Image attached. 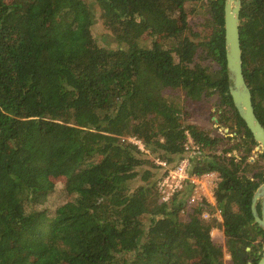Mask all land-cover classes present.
I'll use <instances>...</instances> for the list:
<instances>
[{"label": "trees", "instance_id": "16d2710c", "mask_svg": "<svg viewBox=\"0 0 264 264\" xmlns=\"http://www.w3.org/2000/svg\"><path fill=\"white\" fill-rule=\"evenodd\" d=\"M224 5L0 0V264H226V252L229 264L258 262L264 229L251 205L264 151L251 161L257 141L229 90ZM96 10L118 46L94 35ZM240 41L264 125V0H243ZM213 94L237 134L188 121L185 107ZM189 137L191 172H219L221 220L187 203L191 186L161 201L158 181Z\"/></svg>", "mask_w": 264, "mask_h": 264}, {"label": "water", "instance_id": "95a60500", "mask_svg": "<svg viewBox=\"0 0 264 264\" xmlns=\"http://www.w3.org/2000/svg\"><path fill=\"white\" fill-rule=\"evenodd\" d=\"M242 5L243 0H225L224 5L226 59L230 79L229 90L236 109L257 141L255 148H260L264 151V125L255 112L253 95L245 78L243 68V54L240 41V14ZM260 200L261 214L258 211V202ZM251 209L255 221L264 229V182L254 192ZM248 264L253 263L250 261ZM256 264H264V245L261 257Z\"/></svg>", "mask_w": 264, "mask_h": 264}, {"label": "rangeland", "instance_id": "374dc122", "mask_svg": "<svg viewBox=\"0 0 264 264\" xmlns=\"http://www.w3.org/2000/svg\"><path fill=\"white\" fill-rule=\"evenodd\" d=\"M197 18L198 16L194 17L193 15H191L190 22L196 21ZM92 29H93L94 35L99 38L100 43L110 46V47L118 46V43L114 39V37L111 34L110 35L107 34L108 30L103 24V21L100 18V13L97 10L95 11V22L93 24ZM169 92L170 94H173L176 96V100L181 101V102L183 101L184 95L182 92H178V91H169ZM218 99H219L218 94H213L212 96L206 99H203L197 102L196 104L187 105L185 107V111L189 113L188 121L195 123L201 128L210 130L211 134L213 135H220V133L222 132L227 133L229 135L237 134L236 128L232 122L226 123L220 120V117H221L220 113L222 112V110L221 109L218 110ZM262 152H263V149L254 147L252 156H251V161H257L258 159H260V154ZM260 161H261V164H264L263 160L260 159ZM55 182L58 187H61L64 182V177L55 178ZM215 189L216 188L212 189L213 193H215ZM61 200L62 198H57L55 195H53L51 196L49 200V204L60 203ZM187 211L188 210L186 209V211L181 213L182 218L185 219L187 217L188 215ZM205 211H207L210 214L209 217H204L202 213V217L205 219H210L212 216H216L209 209H206ZM221 219L219 218V220ZM210 234L215 242L224 244L225 239H224L222 228L215 227L211 230ZM21 250L24 252V254L27 257L29 258L32 257V252L29 249L21 248ZM225 260H226V264L230 263L231 256L228 252L225 253Z\"/></svg>", "mask_w": 264, "mask_h": 264}, {"label": "built area", "instance_id": "2783aa9c", "mask_svg": "<svg viewBox=\"0 0 264 264\" xmlns=\"http://www.w3.org/2000/svg\"><path fill=\"white\" fill-rule=\"evenodd\" d=\"M129 140L140 143L134 137L128 138ZM142 149L143 145L140 143ZM186 153L173 165L168 167L166 161H159L165 167H168L167 173L163 178L158 181V190L161 194V201H168L176 194L183 192L188 186L192 187L191 193L187 198L189 205L206 202L211 205V211L216 217L221 219L219 209L215 208L216 198L215 193L212 192L216 188L220 180L219 172L208 171L202 174H194L191 172V154L195 149V144L191 137L185 144ZM204 217H209L207 211L203 212Z\"/></svg>", "mask_w": 264, "mask_h": 264}]
</instances>
